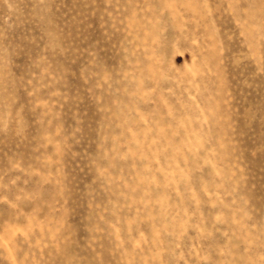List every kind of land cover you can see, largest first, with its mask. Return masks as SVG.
Instances as JSON below:
<instances>
[{
    "label": "rangeland",
    "instance_id": "374dc122",
    "mask_svg": "<svg viewBox=\"0 0 264 264\" xmlns=\"http://www.w3.org/2000/svg\"><path fill=\"white\" fill-rule=\"evenodd\" d=\"M0 264H264V0H0Z\"/></svg>",
    "mask_w": 264,
    "mask_h": 264
}]
</instances>
